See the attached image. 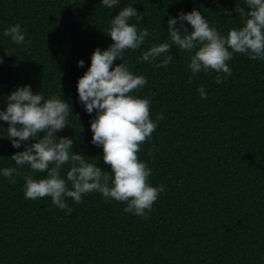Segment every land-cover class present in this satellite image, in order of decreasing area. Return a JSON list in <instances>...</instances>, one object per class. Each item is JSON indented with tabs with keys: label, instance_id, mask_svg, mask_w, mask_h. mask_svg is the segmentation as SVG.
Instances as JSON below:
<instances>
[{
	"label": "trees",
	"instance_id": "trees-1",
	"mask_svg": "<svg viewBox=\"0 0 264 264\" xmlns=\"http://www.w3.org/2000/svg\"><path fill=\"white\" fill-rule=\"evenodd\" d=\"M129 5L144 17L138 28L150 35L140 49L125 50L114 67L126 62L134 75L145 76L147 84L131 94L151 100L153 121L163 114L138 156L152 170V186L164 185L165 191L146 217L125 212L126 203L106 201L98 192L83 196L80 204L66 198L71 214L50 197L26 199L31 169L11 160L25 146L13 148L8 125L0 121V264H264V60L234 53L228 62L232 75L223 83L216 82L214 70L192 77L190 57L198 48L187 52L173 45L167 67L156 66L163 57L140 60L152 46L171 43L168 20L181 11L199 10L227 36L243 26L235 9L247 11L246 0H119L113 8L102 0H0V111L23 86L45 99H64L73 115L57 136L73 139L74 153L111 174L102 147L91 143L95 113H86L79 102L77 84L93 52L114 43L107 30ZM16 24L26 34L24 44L3 35ZM4 168L22 174L13 183L3 176ZM69 168L62 166V178ZM32 175L41 179L46 173Z\"/></svg>",
	"mask_w": 264,
	"mask_h": 264
},
{
	"label": "clouds",
	"instance_id": "clouds-1",
	"mask_svg": "<svg viewBox=\"0 0 264 264\" xmlns=\"http://www.w3.org/2000/svg\"><path fill=\"white\" fill-rule=\"evenodd\" d=\"M102 4L113 8L119 5V0H102ZM246 6L247 11L244 7L235 9L243 26L231 29L227 36L211 27L199 10L194 9L187 14L181 11L177 18L168 20L167 32L171 43L166 41L144 51L141 62L152 63L163 57L156 66L167 67L174 59L169 54L173 45L187 52L198 48L190 57L192 77L214 70L216 82L223 83L232 75L228 62L234 53L246 54L252 60H264V0H246ZM227 14L231 16L230 12ZM132 18L136 24L130 23ZM143 20V15L131 5L122 8L107 30V36L114 43L107 50L97 48L93 52L91 66L77 84L79 102L86 113H95V118L90 121L91 143L102 147L103 163L110 166L111 174L90 163L92 159L74 153L73 139L57 136L67 127L69 115H73V108L67 101L56 96L45 99L40 92L33 93L30 86L19 87L8 95L6 110L0 111V121L8 125L6 129L12 147L20 149L25 146V150L18 151L11 160L20 169L25 165L31 169L25 176L26 199L50 197L55 206L71 214L72 208L66 203V198L80 204L83 196L98 192L106 201L126 203L124 211L136 216L146 217V213L152 211L165 186H152L149 180L152 170L141 162L138 153L140 146L152 138L158 122L164 117L159 114L153 121L151 100L131 94L147 84L146 77L134 75L126 62L114 67L115 61L124 60L125 50L140 49L150 35L147 28H138ZM185 21L191 25L192 31L184 26ZM3 35L11 37L15 44L25 43L26 34L20 24L5 29ZM3 62L0 57V65ZM84 64L83 60L78 62L81 68ZM192 77H189V83ZM198 91L202 99H207L203 87ZM74 117L79 121L78 115ZM30 140L35 142L26 145L25 142ZM154 149L153 145L148 155H152ZM66 164L70 168L66 178H62V166ZM35 172L46 173V176L34 179L32 173ZM2 174L14 183V177L22 172L17 168H4Z\"/></svg>",
	"mask_w": 264,
	"mask_h": 264
}]
</instances>
